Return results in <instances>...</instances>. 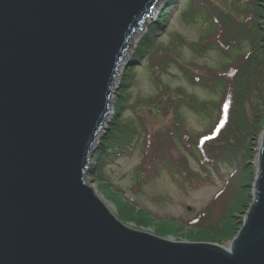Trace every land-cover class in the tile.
<instances>
[{"label": "water", "instance_id": "1", "mask_svg": "<svg viewBox=\"0 0 264 264\" xmlns=\"http://www.w3.org/2000/svg\"><path fill=\"white\" fill-rule=\"evenodd\" d=\"M156 1L0 0V264H264V138L228 248L130 229L83 181Z\"/></svg>", "mask_w": 264, "mask_h": 264}, {"label": "rangeland", "instance_id": "2", "mask_svg": "<svg viewBox=\"0 0 264 264\" xmlns=\"http://www.w3.org/2000/svg\"><path fill=\"white\" fill-rule=\"evenodd\" d=\"M215 3L227 12L239 18L243 17L237 13L238 10L244 9L242 0L156 1L152 8L154 13V7L158 4L154 16L147 27L138 34L136 42H130L124 58L119 62L118 67L121 68L114 80L115 87L111 88V113L104 121L101 135L107 127L111 126L113 119L117 118L119 113H121L122 121L138 127L136 116H143L149 107L148 104L151 106L149 110L152 113L147 115L146 126L151 130V134L162 132L174 118L173 108H169V114H163L161 110L152 109L153 106H159L152 102L155 98L162 101L167 97L178 96L177 89L198 104L194 108L180 104L179 118L186 131L198 135L210 130L209 127L213 124L215 117V111L210 107V102L218 99L219 92L218 90L212 92L202 85H192L188 81L191 77L190 71L183 73L182 70L193 69L196 75L203 79L205 75L198 71L201 68L207 73L211 72L215 78V69L223 68L225 63H230L229 61L235 57L234 52L230 56L221 55L212 44V37L215 33L212 11L215 9ZM262 5L264 7V0ZM212 47H214L213 50ZM145 50L147 52L144 55L139 54ZM127 68H133L134 76L128 89V98L125 101L119 97L122 94L119 84L122 80H126ZM120 101L129 107H124L116 114L115 109ZM206 101H209V106L205 105ZM261 137L262 134L258 140V151ZM96 145L98 146V143ZM95 146L84 171L83 181L116 220L136 231L175 242L211 243L210 234L192 231L193 222L222 190L230 197L245 192L243 176L229 180L234 169L226 165L221 167L220 175L211 170L210 180L199 181L195 187L189 186L177 175H174L176 178L174 180L165 170H159L157 175L159 168L146 172L144 179L141 180L142 176L137 168L142 163L141 154L136 150L126 155L127 157H121L108 165L103 174L98 177L93 169L97 147ZM142 146V142H139L137 149H142ZM256 163L255 156L254 168ZM189 166L192 170H199L193 160L189 161ZM149 177L152 178L144 182ZM253 180H255V175ZM225 182L227 183L224 184ZM182 184L185 186L184 189L180 187ZM254 188V183H251L247 207L238 215L241 216L239 229L252 203ZM246 197L244 194L242 198H236L245 200ZM215 236L221 239V244L217 243L218 245L228 248L230 239L221 237L217 233ZM197 238L201 240H196Z\"/></svg>", "mask_w": 264, "mask_h": 264}, {"label": "trees", "instance_id": "3", "mask_svg": "<svg viewBox=\"0 0 264 264\" xmlns=\"http://www.w3.org/2000/svg\"><path fill=\"white\" fill-rule=\"evenodd\" d=\"M242 2L244 9L237 12L243 16L241 18L216 3L212 11L215 23L212 44L221 55L230 56L235 53L230 63H225L221 69H215V78L211 72L207 73L201 68L198 71L205 75L203 79H200L193 69L182 70L183 73L190 71L191 77L188 81L192 85H202L212 92H219L218 99L211 101V105L209 101L205 102V105H210L215 111L210 130L198 135L186 131L179 118L180 104L191 108L197 107L198 104L177 89L178 96L167 97L166 101L153 98L152 103L159 106H153L152 109L169 114V108H173L174 118L162 132L151 134V130L146 126L147 115L152 113L149 110L150 104L143 116H136V127L120 119L119 110L129 107L120 101L115 109L118 111L117 118L113 119L111 126L102 134L94 154L93 169L98 177L108 165L136 150L141 154L142 163L137 167L142 176L141 180L146 172L159 168L157 175L159 170H165L174 180V175H177L191 187H195L204 179L210 180L211 170L220 175L223 165L233 168L228 179L232 181L242 175L245 192L230 197L222 190L191 226L193 232L210 234L211 242L216 244H221V239L215 236V233L231 240L239 230L241 216L238 215L247 207L249 188L255 175L253 159L258 152L259 136L264 132L263 0ZM146 52L147 50L139 54L144 55ZM132 70L133 68L126 69V80L119 84L122 92L119 97L125 101L134 76ZM139 142L143 144L140 151L137 149ZM191 160L198 165V171L189 166ZM151 178H146L144 182ZM180 187L185 188L183 184ZM242 193L247 196L246 199L238 200L236 197L242 198Z\"/></svg>", "mask_w": 264, "mask_h": 264}, {"label": "bare ground", "instance_id": "4", "mask_svg": "<svg viewBox=\"0 0 264 264\" xmlns=\"http://www.w3.org/2000/svg\"><path fill=\"white\" fill-rule=\"evenodd\" d=\"M157 7H158V4H156L155 5V7H154V13H153V16H154V14H155V12H156V10H157ZM151 18L152 17H146L145 19H144V21L142 22V24H141V28L140 29H138L135 33H134V36L132 37L131 36V38H130V40H129V42H132V43H134V42H136V38H137V36H138V34L139 33H141V31H143L146 27H147V25L149 24V22H150V20H151ZM263 23H264V17H263ZM143 29V30H142ZM120 68L121 67H118L117 68V73L119 74V70H120ZM117 74V75H118ZM116 75V76H117ZM112 87L111 88H114L115 87V82L114 83H112ZM111 99V98H110ZM110 114H108V116H109ZM107 116V117H108ZM102 130H103V127H102V129L100 130V132L98 133V135H97V137H96V141L97 140H99L100 138H101V132H102ZM264 138V132H263V134H262V137H261V140ZM95 141V144H93V147L92 148H94V146L96 145V143H99V141L98 142H96ZM261 143V142H260ZM97 146V145H96ZM95 146V147H96ZM256 159H257V163H256V167L254 168V172H255V176H256V174L258 173V166H259V157H258V154H256ZM254 187H255V184H256V179L254 180ZM243 218V217H242ZM195 243V242H194ZM199 243H201V242H199ZM207 243V242H206ZM212 243V242H211ZM212 244H216V243H212Z\"/></svg>", "mask_w": 264, "mask_h": 264}]
</instances>
